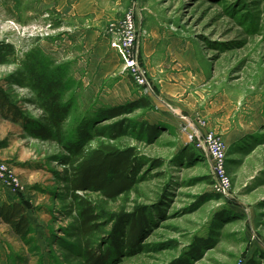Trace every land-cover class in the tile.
I'll return each mask as SVG.
<instances>
[{
	"label": "rangeland",
	"instance_id": "374dc122",
	"mask_svg": "<svg viewBox=\"0 0 264 264\" xmlns=\"http://www.w3.org/2000/svg\"><path fill=\"white\" fill-rule=\"evenodd\" d=\"M81 1L66 0V6L59 8L58 0H0L4 3L0 4V84L26 113L36 119L42 116L27 73L29 65L40 59L69 64L73 85L67 98L74 95L75 107L64 128L70 134L81 116L115 105L110 102L112 94L100 96L104 90L100 88L112 86L113 77L126 75L132 85L122 91L137 88L142 96L121 58L116 74L107 75L100 86L86 84L88 71L81 68L77 49L68 51L65 35L72 25L90 23L110 41L111 27L119 25L131 8L139 36L137 56L154 86L152 95L156 83L143 55L147 41L149 45L154 41L156 53L164 59L173 54L179 69H197L188 93L198 109L179 115L180 128L152 122L161 126L153 139L134 126L116 141L118 146L135 145L144 157L140 179L116 200L89 194L105 212L101 230L89 242L81 233L65 181L67 168L61 159L68 150L31 136L22 126L21 140L0 150V163L23 165L12 167L25 192L13 194L10 201H26L33 229L22 238L0 219V264H88V249L99 253L107 248L111 249L107 264H172L177 259L188 264H264V0ZM90 3L96 8L88 14L69 11L72 4L84 10ZM178 68L173 73H181ZM180 80L184 81L180 85L186 82ZM128 118L151 122L146 110ZM185 128L213 132L226 142L229 193L213 190L214 177L203 151L197 150L200 157L187 158L193 147ZM102 140L106 138L96 136L91 145ZM186 146L190 148L185 151ZM28 161L32 167H26ZM138 207L146 221L142 235L133 246L121 236L120 248L114 249L112 233L120 215L129 221L140 213Z\"/></svg>",
	"mask_w": 264,
	"mask_h": 264
},
{
	"label": "trees",
	"instance_id": "16d2710c",
	"mask_svg": "<svg viewBox=\"0 0 264 264\" xmlns=\"http://www.w3.org/2000/svg\"><path fill=\"white\" fill-rule=\"evenodd\" d=\"M1 50V49H0ZM69 64L55 61L39 60L28 67V78L35 90L36 102L42 110L40 119L26 113L12 93L0 84L1 115L13 122H20L24 130L42 141L56 142L68 150L69 155L61 159L66 165L65 181L71 197L76 204L81 233L89 242L101 230V221L105 212L89 194L97 193L107 200H116L123 194L132 191L138 184L144 157L135 145L118 146L116 141L128 134L134 127L146 138L153 139L160 133L161 126L150 121H134L128 118L141 110H153L154 105L148 96L112 106H101L93 114L81 116L76 121L75 131H66L65 123L75 107L74 95L67 98L73 82L69 77ZM120 120L111 125H97L103 121ZM106 138L91 145L95 137ZM187 158L200 157L195 144ZM186 146L185 151L190 148ZM161 163H157L159 166ZM22 195V194H17ZM142 207H138L137 215L130 220L122 219L116 224L112 233L114 249L120 248L121 236H126L130 245H136L145 228V217ZM0 219L8 224L16 235L26 238L32 232V222L27 214V203L18 199L3 202L0 199ZM195 247L194 254L201 248ZM111 258V249L99 253L88 249V264H107ZM172 264H188L187 260L177 259Z\"/></svg>",
	"mask_w": 264,
	"mask_h": 264
},
{
	"label": "crops",
	"instance_id": "0c3cea01",
	"mask_svg": "<svg viewBox=\"0 0 264 264\" xmlns=\"http://www.w3.org/2000/svg\"><path fill=\"white\" fill-rule=\"evenodd\" d=\"M66 0H58V7L64 8L66 6ZM82 0L81 2H83ZM4 7V3L0 2ZM92 4V5H90ZM87 4L86 9L81 10L79 4H72L70 12L73 14L80 13L82 15L88 14L94 10V3ZM70 7V5H68ZM67 32V31H66ZM68 41V51L72 52V48H76V56L78 57L79 64L81 68L88 71V79L86 84L92 82V87L100 86L102 80L109 74H116L115 72L119 68L118 58L119 54L115 49L110 46L109 39L103 34L95 24H82L72 25L69 27V31L65 34ZM150 41L144 42V58L146 64L149 67L151 76L155 79V94L149 95V99L154 105L153 110L148 111L151 122L161 123L165 125H175L178 128L181 127L180 114H191L197 110L196 102L192 100L191 94L189 92V82L191 81L193 71L195 68H182L179 69L178 62L173 54H169L165 59L156 53L157 48L149 45ZM158 52V51H157ZM168 60L166 62L165 60ZM121 60V59H120ZM176 62L177 64H175ZM176 65V66H175ZM178 68L181 73H173V70ZM165 70L166 74H162L160 71ZM191 70V71H190ZM197 70V69H195ZM121 74V73H120ZM118 74V75H120ZM117 75V76H118ZM112 86L104 89L100 96L104 98L107 94H112L111 101L112 104L125 103L128 100H133L138 98L140 95L137 88L134 90L127 91L124 93L122 90L128 88V84L132 85L131 80L126 75L121 74L120 77H113ZM184 78L186 81L184 84L180 85ZM86 80V78H85ZM89 81V82H88ZM184 82V81H182ZM105 87V86H104ZM98 90V88H97ZM138 91V93H137ZM126 92V91H125ZM182 93L184 95H182ZM129 96V97H126ZM124 98V99H123ZM114 100V101H113ZM22 124L20 122H13L11 120L5 119L0 112V150L5 145L6 147H12L14 144L18 143L21 138ZM11 164L16 170L18 167H22V164H15L11 161ZM30 162L26 167L30 166ZM29 169V168H28ZM0 191V199L3 202H10L11 198L14 197L11 192L6 189Z\"/></svg>",
	"mask_w": 264,
	"mask_h": 264
},
{
	"label": "built area",
	"instance_id": "2783aa9c",
	"mask_svg": "<svg viewBox=\"0 0 264 264\" xmlns=\"http://www.w3.org/2000/svg\"><path fill=\"white\" fill-rule=\"evenodd\" d=\"M110 32L111 47L119 54L124 70L139 87L141 94L144 96L152 95L154 93V86L137 56L139 36L135 10L131 8L119 25L111 27ZM188 129L185 128L189 142L195 143L196 148L199 151H203L209 160L214 177L213 190L220 194L229 193L232 183L226 170L228 150L226 142L213 132L201 133L195 128ZM0 187L15 195L25 192L20 178L8 162L0 163Z\"/></svg>",
	"mask_w": 264,
	"mask_h": 264
}]
</instances>
